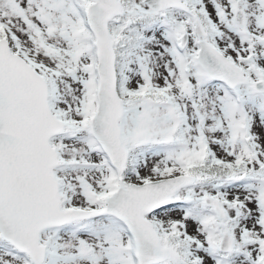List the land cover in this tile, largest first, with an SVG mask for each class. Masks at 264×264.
Returning <instances> with one entry per match:
<instances>
[{"label": "snow or ice", "instance_id": "6c2138e0", "mask_svg": "<svg viewBox=\"0 0 264 264\" xmlns=\"http://www.w3.org/2000/svg\"><path fill=\"white\" fill-rule=\"evenodd\" d=\"M0 264H264V0H0Z\"/></svg>", "mask_w": 264, "mask_h": 264}]
</instances>
